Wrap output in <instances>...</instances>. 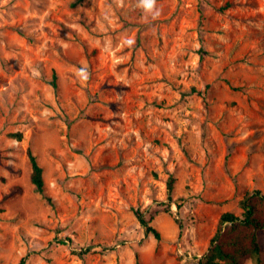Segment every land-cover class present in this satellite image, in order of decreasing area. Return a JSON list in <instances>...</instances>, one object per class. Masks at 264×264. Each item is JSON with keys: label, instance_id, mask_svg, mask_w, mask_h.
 I'll list each match as a JSON object with an SVG mask.
<instances>
[{"label": "rangeland", "instance_id": "374dc122", "mask_svg": "<svg viewBox=\"0 0 264 264\" xmlns=\"http://www.w3.org/2000/svg\"><path fill=\"white\" fill-rule=\"evenodd\" d=\"M156 6L0 0V264H198L264 193V0Z\"/></svg>", "mask_w": 264, "mask_h": 264}, {"label": "trees", "instance_id": "16d2710c", "mask_svg": "<svg viewBox=\"0 0 264 264\" xmlns=\"http://www.w3.org/2000/svg\"><path fill=\"white\" fill-rule=\"evenodd\" d=\"M229 6V4H226ZM57 76L54 75L51 85L57 92ZM21 139L22 134H13ZM31 164V182L35 190L49 203L51 198L45 193V181L43 168L39 164L31 148L27 150ZM174 180L168 183L169 199L173 191ZM242 209L240 216L233 212H224L219 219L218 226L209 241L207 251L198 260V264H243L245 260L252 258L254 264H263V245L261 236L264 234V193L260 190L247 192L240 200ZM179 207V204H177ZM135 215L144 229L146 235L153 234L156 240L162 239L160 232L151 225L144 212L136 209Z\"/></svg>", "mask_w": 264, "mask_h": 264}, {"label": "clouds", "instance_id": "9594fccd", "mask_svg": "<svg viewBox=\"0 0 264 264\" xmlns=\"http://www.w3.org/2000/svg\"><path fill=\"white\" fill-rule=\"evenodd\" d=\"M157 0H137V7L142 10L145 14V17H151L153 20L158 18L161 14V9L157 6ZM129 44H132L133 41L129 40ZM78 78L82 82H86L89 79V73L86 68H81L77 72Z\"/></svg>", "mask_w": 264, "mask_h": 264}]
</instances>
